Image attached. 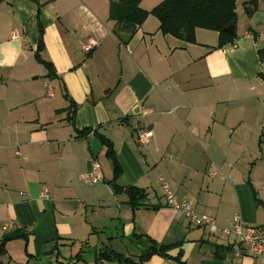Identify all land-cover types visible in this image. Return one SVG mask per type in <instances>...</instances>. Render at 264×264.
<instances>
[{
  "label": "crops",
  "instance_id": "crops-1",
  "mask_svg": "<svg viewBox=\"0 0 264 264\" xmlns=\"http://www.w3.org/2000/svg\"><path fill=\"white\" fill-rule=\"evenodd\" d=\"M117 1L0 0V264H264L162 188L219 229L235 215L264 225V0H236L222 47L214 30L164 34L152 14L132 32L111 16ZM116 165L118 185L146 193L136 207L112 189ZM152 243L168 257L140 262Z\"/></svg>",
  "mask_w": 264,
  "mask_h": 264
},
{
  "label": "trees",
  "instance_id": "trees-1",
  "mask_svg": "<svg viewBox=\"0 0 264 264\" xmlns=\"http://www.w3.org/2000/svg\"><path fill=\"white\" fill-rule=\"evenodd\" d=\"M141 0H119L112 4L110 12L112 18L121 27L130 31L136 30L149 14H153L159 21V30L164 34L172 35L186 42L194 41V31L196 28H205L214 30L218 33V42L216 47L233 42L234 32L226 31L228 26H235L236 22V0H162L151 10L146 11L139 6ZM36 56L37 52H36ZM51 70L50 63L43 61ZM90 129L79 131L78 136L89 133ZM97 134V133H96ZM98 135V134H97ZM99 139L102 136L99 135ZM103 142L107 147V155L111 156V146L105 140ZM117 165L114 167V176L110 184L114 192L123 190L130 198L132 207L137 206V201L146 196L143 189L134 185L120 186L116 183ZM170 246H156L154 243L138 256L140 262L146 260L154 253L167 256ZM115 257L122 259L120 255ZM127 264H130L128 258H124ZM178 264H186L176 258Z\"/></svg>",
  "mask_w": 264,
  "mask_h": 264
},
{
  "label": "built area",
  "instance_id": "built-area-1",
  "mask_svg": "<svg viewBox=\"0 0 264 264\" xmlns=\"http://www.w3.org/2000/svg\"><path fill=\"white\" fill-rule=\"evenodd\" d=\"M91 44L83 45V49L88 51ZM152 131L145 128H139L136 133V141L138 144L145 146L150 142ZM213 174V173H212ZM88 178L90 182H98L102 179V171L100 164L96 158L89 160ZM166 202L169 206L176 208L184 213L190 223L207 228L210 233H219L220 237L228 239L230 234H234L242 248L253 255L264 253V225H246L239 215H235L228 227L218 228L214 219L205 215L199 214L187 201H177L170 186L162 181ZM43 198H48L49 195L44 191L41 195ZM15 226L14 221H7L2 224L1 228L4 231L12 230Z\"/></svg>",
  "mask_w": 264,
  "mask_h": 264
},
{
  "label": "water",
  "instance_id": "water-1",
  "mask_svg": "<svg viewBox=\"0 0 264 264\" xmlns=\"http://www.w3.org/2000/svg\"><path fill=\"white\" fill-rule=\"evenodd\" d=\"M226 31L232 32L233 31V27L232 26H228L226 28ZM115 34L119 37V39L122 42H127L132 33H130V32L125 33V31H122V30H115Z\"/></svg>",
  "mask_w": 264,
  "mask_h": 264
},
{
  "label": "rangeland",
  "instance_id": "rangeland-1",
  "mask_svg": "<svg viewBox=\"0 0 264 264\" xmlns=\"http://www.w3.org/2000/svg\"><path fill=\"white\" fill-rule=\"evenodd\" d=\"M162 1V0H161ZM160 1V2H161ZM159 3V0L157 1V0H145V2H144V4H143V6H148V8H151V7H153V6H155V4H158ZM153 15V14H152ZM154 16V15H153ZM42 71H44L43 69H42ZM45 74H46V72H45Z\"/></svg>",
  "mask_w": 264,
  "mask_h": 264
}]
</instances>
